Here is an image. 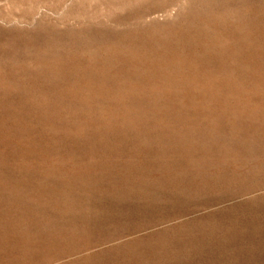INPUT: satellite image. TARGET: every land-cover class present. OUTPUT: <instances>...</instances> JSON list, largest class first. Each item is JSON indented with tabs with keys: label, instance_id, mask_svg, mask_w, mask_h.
<instances>
[{
	"label": "rangeland",
	"instance_id": "1",
	"mask_svg": "<svg viewBox=\"0 0 264 264\" xmlns=\"http://www.w3.org/2000/svg\"><path fill=\"white\" fill-rule=\"evenodd\" d=\"M0 264H264V0H0Z\"/></svg>",
	"mask_w": 264,
	"mask_h": 264
}]
</instances>
